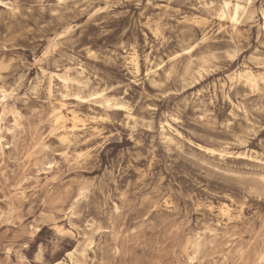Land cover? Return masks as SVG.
<instances>
[{"label":"rangeland","instance_id":"1","mask_svg":"<svg viewBox=\"0 0 264 264\" xmlns=\"http://www.w3.org/2000/svg\"><path fill=\"white\" fill-rule=\"evenodd\" d=\"M230 1L0 0V264H264V0Z\"/></svg>","mask_w":264,"mask_h":264},{"label":"bare ground","instance_id":"2","mask_svg":"<svg viewBox=\"0 0 264 264\" xmlns=\"http://www.w3.org/2000/svg\"><path fill=\"white\" fill-rule=\"evenodd\" d=\"M242 9V6L238 3V2H231L230 0H223V3L219 9V17L221 18H228L229 20H231L232 22L237 20L238 17V13L239 11ZM130 63L132 65V67L134 68L135 71L138 70V63H137V57L135 52L133 53V55L131 56L130 59ZM247 76L248 80L251 82L255 83V80L252 76L250 75H244ZM68 80V78H63V81L66 82ZM49 90H50V85H49ZM4 97V96H3ZM2 97V98H3ZM76 98L81 99L82 97L80 95H76ZM54 114H55V118L56 121H64L65 120V116L62 113L61 108L59 107H54ZM55 121V120H54ZM79 121L78 117L73 115V117L71 118V122H72V128H75L77 126V122ZM209 150V149H208ZM225 211V209L223 210ZM54 264H63L62 262L58 261Z\"/></svg>","mask_w":264,"mask_h":264}]
</instances>
